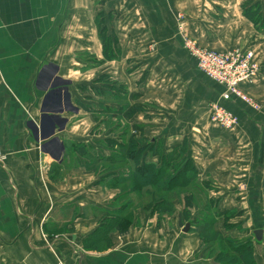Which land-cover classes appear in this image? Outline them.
<instances>
[{
  "label": "crops",
  "instance_id": "obj_1",
  "mask_svg": "<svg viewBox=\"0 0 264 264\" xmlns=\"http://www.w3.org/2000/svg\"><path fill=\"white\" fill-rule=\"evenodd\" d=\"M187 39L253 50L261 71L243 90L261 110L225 100ZM214 103L236 113L237 128L211 123ZM130 136L146 163L171 154L214 183L216 208L241 215L217 232L264 230V0H0V264H214L186 193L162 212L151 187L129 189L133 163L115 156ZM102 228L104 249H86ZM255 256L264 264V239Z\"/></svg>",
  "mask_w": 264,
  "mask_h": 264
},
{
  "label": "trees",
  "instance_id": "obj_2",
  "mask_svg": "<svg viewBox=\"0 0 264 264\" xmlns=\"http://www.w3.org/2000/svg\"><path fill=\"white\" fill-rule=\"evenodd\" d=\"M253 8V7H252ZM252 11H254L252 9ZM261 8H257L256 12L250 14V17L254 21V24L258 25L261 18ZM109 46V43L107 44ZM118 93L125 94V89L118 88ZM140 111V110H139ZM135 131H142V128L134 127ZM136 136H130L128 140L124 141V145L121 146V150L115 156L116 162L124 164V162L133 163L131 170V184L129 189L141 194L143 189L153 187L154 190L149 189L150 195H154L155 203L160 206L161 211L164 209L168 212L174 211L173 199L167 198V196L174 190H184L187 197H185L186 207L193 209L197 207L193 196L189 193V189L198 181V174L191 162L184 161V167L181 169L178 165H171L173 155L170 154L163 160L161 167L146 163V153L144 148L137 147L141 141L136 139ZM141 145V144H140ZM82 152L81 150H79ZM113 158V156H112ZM99 162L97 159L93 161V167L91 169H97ZM129 186V185H128ZM186 191V192H185ZM153 193V194H152ZM149 195V196H150ZM190 195V196H189ZM241 216L239 213L233 212H221L216 208L214 201H211L203 212L191 221L192 227H202L203 231L200 235L204 250L202 257L204 259L213 260L214 264H258L255 256L256 240L254 234L250 235L246 239H233L225 237L223 234L215 230V225L223 219L225 221V227L230 228L228 222L231 219ZM192 214L190 210L187 213V219H191ZM59 225L53 226L51 231H58ZM127 230H123L125 233ZM110 229H99L85 243L86 249L102 250L105 242L110 236Z\"/></svg>",
  "mask_w": 264,
  "mask_h": 264
},
{
  "label": "built area",
  "instance_id": "obj_3",
  "mask_svg": "<svg viewBox=\"0 0 264 264\" xmlns=\"http://www.w3.org/2000/svg\"><path fill=\"white\" fill-rule=\"evenodd\" d=\"M184 46L196 61L198 69L225 89L222 95L225 100L242 102L255 111L261 110L260 104L243 90V86L256 81L261 71L253 50L237 49L219 53L188 39L184 41ZM210 112L211 123L223 130H234L240 123L236 113L222 104H212ZM6 161L7 154L0 147V166H4ZM57 264L65 262L59 260Z\"/></svg>",
  "mask_w": 264,
  "mask_h": 264
},
{
  "label": "rangeland",
  "instance_id": "obj_4",
  "mask_svg": "<svg viewBox=\"0 0 264 264\" xmlns=\"http://www.w3.org/2000/svg\"><path fill=\"white\" fill-rule=\"evenodd\" d=\"M254 100H256L254 98ZM97 134V133H96ZM150 188V186H149ZM151 189H153V187H151ZM189 193H191V195L194 198L195 204L198 208H200V211L205 210V208L211 204V201H215V197H214V192H216L214 183L208 179H202V180H198L195 183V186L193 185L189 190ZM186 192V191H185ZM184 190H174L172 193H170L167 198L173 199V197H181L180 198V203L182 198H184ZM190 196V195H189ZM184 201V199L182 200V202ZM167 217V216H166ZM173 221H176L177 217H171ZM170 222L172 221L171 219H168ZM167 221V220H166ZM191 229V226H190ZM190 232V230H189ZM187 232V233H189Z\"/></svg>",
  "mask_w": 264,
  "mask_h": 264
},
{
  "label": "water",
  "instance_id": "obj_5",
  "mask_svg": "<svg viewBox=\"0 0 264 264\" xmlns=\"http://www.w3.org/2000/svg\"><path fill=\"white\" fill-rule=\"evenodd\" d=\"M189 230H190V224H187L184 232L187 233V232H189ZM253 234H254L256 242L262 243V241L264 239V230H262V229L256 230V231H254Z\"/></svg>",
  "mask_w": 264,
  "mask_h": 264
}]
</instances>
